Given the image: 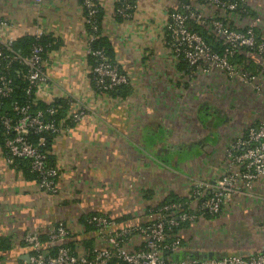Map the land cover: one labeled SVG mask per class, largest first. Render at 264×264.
Listing matches in <instances>:
<instances>
[{"label": "crops", "instance_id": "crops-1", "mask_svg": "<svg viewBox=\"0 0 264 264\" xmlns=\"http://www.w3.org/2000/svg\"><path fill=\"white\" fill-rule=\"evenodd\" d=\"M102 1V35L130 79L122 92L101 93L93 86L80 0H44L41 5L0 0L10 22L5 36L17 38L41 26L53 44L46 65L49 82L39 102L66 101L62 118L75 107L87 110L83 120L50 135L49 161L60 170L57 194L39 187L29 160L8 163L0 144V234L10 240L0 252L1 264L28 260L31 247L24 236L32 230L47 246L50 232L63 223L70 231L66 244L91 253L107 243L89 224L93 214L114 218L108 234L155 219L170 194L188 197L196 180L214 181L227 167V146L264 114V57L243 50L232 59L255 74L261 91L218 69H191L166 41L169 13L179 0H135L129 18L115 14L113 0ZM191 2L202 17L217 12L235 28L260 17L256 31L264 37V0H246L244 13ZM193 27L211 34L204 22L194 21ZM215 111L221 115L211 122ZM179 232L182 242L170 254L172 260L264 251V174L249 191L225 200L220 214L199 216ZM143 240L134 233L127 245L136 250Z\"/></svg>", "mask_w": 264, "mask_h": 264}, {"label": "built area", "instance_id": "built-area-1", "mask_svg": "<svg viewBox=\"0 0 264 264\" xmlns=\"http://www.w3.org/2000/svg\"><path fill=\"white\" fill-rule=\"evenodd\" d=\"M41 5L44 0H34ZM85 11V22L92 32L89 33L88 55L95 58L91 68L94 88L101 93H111L130 82L129 76L103 48H94L92 42L98 36V15L102 0H80ZM192 0H179L178 7L169 13L166 35L167 46L176 58L184 60L191 69L209 72L218 69L230 77L238 76L252 83L257 91L262 87L254 73L235 64L232 59L241 51H250L264 57V37L257 34L256 17L245 28L231 26L225 16L217 12L202 17L192 5ZM213 7L231 12H247L246 0H202ZM135 8V0H113L115 14L129 18ZM207 24L217 46L213 45L193 23ZM9 20L0 10V106L3 100L15 93V83L7 69L13 63L24 66L25 98L16 100L12 108L0 112V123L4 139L0 142L5 149L6 160L27 159L37 175L39 187L49 193L57 194L60 189L59 167L49 161L46 142L49 135L58 134L69 124L83 120L87 110L75 107L66 118L58 115L55 101L45 107H36L39 95L49 82L46 70L48 45L42 39L47 32L41 26L34 27V42L30 51L23 54L14 47V37H7ZM227 167L214 180H196L190 190L189 200L172 201L157 209L155 219L144 224L125 226L117 233H106L115 224L114 218L106 214H93L89 223L93 224L105 237L103 247H95L91 253H79L66 244L70 231L63 223H58L49 234L45 246L39 232L32 230L24 236L31 247L29 261L24 264H108L116 260L127 264H264V251L251 256L225 255L206 259H177L167 256L175 251L182 242L179 232L184 223H193L199 216L220 214L225 200L233 194L249 191L264 174V114L257 123L248 126L226 148ZM176 233H173L175 229ZM183 228V227H182ZM134 233L143 236V244L132 250L127 239Z\"/></svg>", "mask_w": 264, "mask_h": 264}, {"label": "trees", "instance_id": "trees-1", "mask_svg": "<svg viewBox=\"0 0 264 264\" xmlns=\"http://www.w3.org/2000/svg\"><path fill=\"white\" fill-rule=\"evenodd\" d=\"M101 19H102V9H100V13L98 15V20H99V23H100L99 24L98 36L92 42V45H93L94 48H103V49H105L107 54H109V56L112 58L113 57L112 47H111L108 39L105 38L102 35ZM87 27H88L89 33H91L92 30H91L90 26L87 25ZM202 33L205 36V38L207 39V41H209L210 43H212L213 45L218 47L217 44L214 43V39L211 37V34L207 35L205 32H202ZM50 41H51V39L47 38L46 36L43 37V39H42L43 43L49 44L48 45V49L53 47L52 46L53 44H50ZM33 42H34V38H33L32 34H25V35H22V36H19V37L15 38L14 47L17 50L21 51L23 54H27V53H29L31 45H32ZM89 57H90V60L92 62V66H93L94 63H95V58L92 55H89ZM23 69H24V66H21L18 63H13L10 67H8L7 72L13 78L14 83H15V93L11 97L6 98V99L3 100V104L0 106V112L1 113L10 110L12 108L13 103L16 100L22 101L25 98V92H24V85L25 84H24V79H23V76H22V70ZM118 90L120 92H122L121 91L122 90V86H120L115 91H112L111 93L116 92ZM128 91H129V89L125 86V96L128 94ZM46 105H47L46 103H43V102L40 103L39 102L35 106L36 107H45ZM55 105L58 108V115L62 117L61 114L66 112V109H67L66 101H62V100L55 101ZM51 138H52V136H50V135L47 138V142H46L47 143L46 144V148L47 149L50 147ZM3 139H4L3 128H2L1 123H0V142H3ZM187 200H189V198L187 196H179V195H176V194H170L169 196H167V198L159 206H161L162 204L168 203V202H172V201L185 202ZM206 215H209V214H206ZM89 224H91V223H89ZM187 224H189V223H184L183 226H181V228L186 226ZM91 225H93V224H91ZM177 231H178V229L176 228L173 233H176ZM9 247H10L9 238L0 234V252L6 251ZM173 252L174 251L169 252L168 253L169 255L167 257L169 258L170 254L173 253ZM0 259H1V257H0Z\"/></svg>", "mask_w": 264, "mask_h": 264}, {"label": "water", "instance_id": "water-1", "mask_svg": "<svg viewBox=\"0 0 264 264\" xmlns=\"http://www.w3.org/2000/svg\"><path fill=\"white\" fill-rule=\"evenodd\" d=\"M216 115H221V112L215 111L214 113H212L211 116H210V121L211 122L215 119ZM206 258H214V257H213V254H210L209 257L206 256ZM27 261H29V256H28V260Z\"/></svg>", "mask_w": 264, "mask_h": 264}, {"label": "rangeland", "instance_id": "rangeland-1", "mask_svg": "<svg viewBox=\"0 0 264 264\" xmlns=\"http://www.w3.org/2000/svg\"><path fill=\"white\" fill-rule=\"evenodd\" d=\"M225 256V255H224ZM221 257V256H220Z\"/></svg>", "mask_w": 264, "mask_h": 264}]
</instances>
